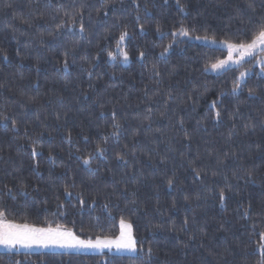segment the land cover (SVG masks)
Instances as JSON below:
<instances>
[{
  "label": "trees",
  "instance_id": "obj_1",
  "mask_svg": "<svg viewBox=\"0 0 264 264\" xmlns=\"http://www.w3.org/2000/svg\"><path fill=\"white\" fill-rule=\"evenodd\" d=\"M261 17L264 0H0L6 220L81 239L124 220L138 248L0 251V264H260L264 51L213 75L227 51L197 40L250 42Z\"/></svg>",
  "mask_w": 264,
  "mask_h": 264
},
{
  "label": "snow or ice",
  "instance_id": "obj_2",
  "mask_svg": "<svg viewBox=\"0 0 264 264\" xmlns=\"http://www.w3.org/2000/svg\"><path fill=\"white\" fill-rule=\"evenodd\" d=\"M178 7L183 11V6L179 5ZM250 23H256V31L252 33V39L250 42L240 41L237 43H227L228 56L227 59L220 60L216 64L212 65L213 70L223 69L231 65L240 66L245 57L253 56L255 50L259 48L260 51H264V17H261L259 20L253 22L250 20ZM81 31H84L83 25H81ZM180 35L188 36L187 29H181L179 32ZM176 35V33H173ZM127 33H122L117 41L118 49L122 45L123 41L126 39ZM200 39V37H196ZM206 39V38H205ZM123 60L128 61L129 57L126 52L121 51ZM236 55L237 58L234 60L233 55ZM143 56V53H141ZM110 58H114L112 53H109ZM264 64V61H261ZM67 65L65 64V67ZM264 72V68L261 69ZM246 72H241L239 80L235 83L233 92H235L240 86L241 82L244 80ZM249 94L252 95V91H249ZM212 107H215V102H213ZM216 116L219 117L220 113L217 112ZM6 119V118H5ZM182 123V121H181ZM13 127H15V122L13 121ZM118 127V125H115ZM97 152L101 155L104 152V149L97 148ZM32 155H37L35 149H33ZM123 159L122 156L118 157ZM91 157L84 160V164H89ZM172 181H169L171 185ZM11 192V189L8 190ZM219 198L221 201L225 199L223 192L220 193ZM14 199V197H13ZM83 203V201H81ZM187 223V221H185ZM261 239L264 240V233L261 234ZM40 247H58L63 249L71 250H81V249H96L103 250L105 248L111 249L115 247L119 250H126L129 252H136V240L132 235V225L126 223L124 220H121V231L119 237L116 239H111L109 237L96 236L95 239L87 238L81 239L78 235L75 234L70 229L64 228L62 225H57L55 228L49 227H36L28 223L18 224L6 220L5 209L0 206V246H3L6 249H15L17 247L30 248L32 246ZM262 259L260 264H264V244L260 246ZM152 250L148 249V254L151 255ZM16 264H21L20 261H16Z\"/></svg>",
  "mask_w": 264,
  "mask_h": 264
},
{
  "label": "rangeland",
  "instance_id": "obj_3",
  "mask_svg": "<svg viewBox=\"0 0 264 264\" xmlns=\"http://www.w3.org/2000/svg\"><path fill=\"white\" fill-rule=\"evenodd\" d=\"M199 43H202L204 45H208V46H212V47H217V48H220V49H224L227 51V56H228V50H227V43H223V42H216V41H211V40H205V39H200V40H197ZM260 51L259 48L257 50H255V52L253 53V56H249V57H245V59L242 61L241 65L246 62L247 60L251 59L252 57H254L255 55L259 54ZM237 58V56L234 54L233 55V59L235 60ZM227 59V57L225 58ZM224 60V59H223ZM264 64H260L259 67L262 69L261 66H263ZM238 66L236 65H231L229 67H226V68H223V69H217V70H213L212 66L210 68H208L207 72L210 73V74H213V75H218V74H221L229 69H232V68H236ZM261 73L264 75V72L261 71ZM250 74V72L246 73V76L244 78V80L247 78V76ZM243 80V81H244ZM242 81V82H243ZM126 222V221H125ZM126 223H129V222H126ZM119 234L117 237H119L120 235V231H121V222H120V225H119ZM132 235L134 237V233H133V228H132ZM117 237H114V238H111V239H116ZM135 239V237H134ZM137 247V245H136ZM10 251H14V250H20V251H25V252H36V251H39V250H44V251H51V252H55V251H58V252H80V253H87V254H92V253H100V252H106V253H110V254H115V255H136L137 252H138V248H137V251L136 252H129V251H126V250H117L115 247H112L111 249H108V248H105L103 250H96V249H81V250H71V249H63V248H58V247H48V248H45V247H40V246H32L30 248H25V247H17L15 249H8Z\"/></svg>",
  "mask_w": 264,
  "mask_h": 264
},
{
  "label": "crops",
  "instance_id": "obj_4",
  "mask_svg": "<svg viewBox=\"0 0 264 264\" xmlns=\"http://www.w3.org/2000/svg\"><path fill=\"white\" fill-rule=\"evenodd\" d=\"M0 251H10V250L4 248L3 246H0Z\"/></svg>",
  "mask_w": 264,
  "mask_h": 264
}]
</instances>
